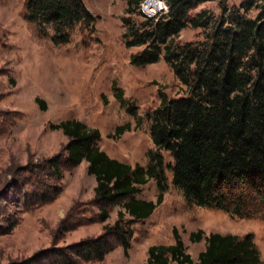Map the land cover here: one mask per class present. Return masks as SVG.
Segmentation results:
<instances>
[{
  "label": "trees",
  "instance_id": "obj_1",
  "mask_svg": "<svg viewBox=\"0 0 264 264\" xmlns=\"http://www.w3.org/2000/svg\"><path fill=\"white\" fill-rule=\"evenodd\" d=\"M168 10L148 18L140 10L143 0H129L128 14L141 22L124 19L127 48H139L131 56L134 66H149L164 60L186 88L179 97L162 96L148 115L155 150L146 167L120 162L100 147L102 135L78 120L51 125L68 138L64 149L51 158L31 160L14 170L13 181L0 190V237L11 235L23 213L54 202L63 192L65 173L88 163L96 178L94 204L98 214L75 217L74 207L61 222L58 236L91 222L106 223L120 207L118 219L102 234L60 246L54 242L32 256L6 264H92L103 262L122 248L129 256L134 226L149 219L164 202L171 175L173 186L192 206L214 208L240 219L264 220V0H241L229 7L221 3V15L196 14L210 0H163ZM25 20L41 34L53 31L55 45H67L77 25L92 26L96 17L83 0H25ZM138 13V14H137ZM187 28L200 29L204 40L180 43ZM122 108L141 124L138 108L113 84ZM46 110V103L37 99ZM0 111V129L7 122ZM132 130L130 123L116 128V140ZM165 154L168 155L167 160ZM154 180L157 200L137 199L139 187ZM173 245L152 246L146 264H193L179 232ZM205 240L198 264H264L253 235H190L192 243Z\"/></svg>",
  "mask_w": 264,
  "mask_h": 264
},
{
  "label": "rangeland",
  "instance_id": "obj_2",
  "mask_svg": "<svg viewBox=\"0 0 264 264\" xmlns=\"http://www.w3.org/2000/svg\"><path fill=\"white\" fill-rule=\"evenodd\" d=\"M83 1L96 17L95 24L75 26L67 45H55L50 28L41 34L38 26L25 20V0H0V111L7 114V122L0 129V190L13 181L17 167L31 160L51 158L64 149L68 138L50 127L69 120L98 129L102 135L99 147L112 159L146 167L149 153L155 150L148 115L159 107L163 95L179 97L186 93L164 60L143 67L131 64V56L140 49L125 45L124 19L131 17L141 22L143 18L127 13L129 0ZM223 2L231 7L241 0H210L193 13L207 10L217 18ZM203 40L204 32L192 28L177 39L180 43ZM114 83L138 108L139 126L115 98ZM37 99L45 101V111ZM128 123L132 125L130 132L116 140L111 138L117 127ZM168 177L163 204L149 219L134 226L129 256L119 248L103 262L92 264H146L150 247L175 243L174 229L193 264H198L206 248L205 240L190 241V235L200 230L206 237L253 235L264 263V220L240 219L214 208L189 205L173 186L169 173ZM62 186L63 192L54 202L23 213L14 232L0 237V264L28 258L54 242L64 246L97 237L105 225L117 221L120 207L111 212L106 223L91 222L58 236L60 224L72 208L77 209V219L98 214L93 202L97 182L89 175L86 161L65 173ZM139 189L137 199L157 200L159 191L154 180Z\"/></svg>",
  "mask_w": 264,
  "mask_h": 264
},
{
  "label": "built area",
  "instance_id": "obj_3",
  "mask_svg": "<svg viewBox=\"0 0 264 264\" xmlns=\"http://www.w3.org/2000/svg\"><path fill=\"white\" fill-rule=\"evenodd\" d=\"M167 10L168 7L163 0H144L141 3V11L148 18H157Z\"/></svg>",
  "mask_w": 264,
  "mask_h": 264
}]
</instances>
